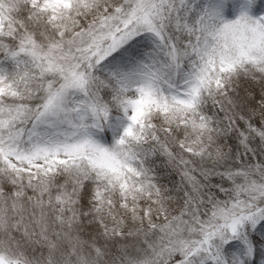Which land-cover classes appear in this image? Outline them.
<instances>
[{"label": "snow or ice", "instance_id": "snow-or-ice-1", "mask_svg": "<svg viewBox=\"0 0 264 264\" xmlns=\"http://www.w3.org/2000/svg\"><path fill=\"white\" fill-rule=\"evenodd\" d=\"M0 264H264V0H0Z\"/></svg>", "mask_w": 264, "mask_h": 264}]
</instances>
